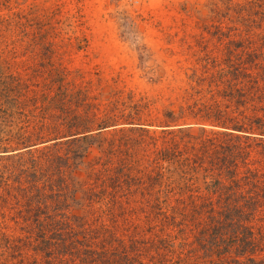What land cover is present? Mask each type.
<instances>
[{
	"label": "trees",
	"instance_id": "obj_1",
	"mask_svg": "<svg viewBox=\"0 0 264 264\" xmlns=\"http://www.w3.org/2000/svg\"><path fill=\"white\" fill-rule=\"evenodd\" d=\"M14 2L0 0L2 52L14 43L3 31L33 27ZM261 7L237 5V25L261 29ZM255 44L203 52L179 94L104 110L64 70L28 84L26 101L0 82V264H264V38Z\"/></svg>",
	"mask_w": 264,
	"mask_h": 264
},
{
	"label": "rangeland",
	"instance_id": "obj_2",
	"mask_svg": "<svg viewBox=\"0 0 264 264\" xmlns=\"http://www.w3.org/2000/svg\"><path fill=\"white\" fill-rule=\"evenodd\" d=\"M250 1L263 13L264 0H17L13 12L27 14L33 27L25 35L17 27L3 31L14 43L0 51L6 62L1 66L9 68L0 82L9 84L10 96L26 101L32 95L28 84L45 80L46 70H64L67 81L87 87L90 101L101 110L127 96L179 94L203 52L221 57L230 48L238 53L235 43L246 46L252 40L257 44L247 48L259 47L264 26L248 34L235 21V7ZM36 23L42 25V46L31 43ZM41 71L44 75H36ZM254 225L264 235V207Z\"/></svg>",
	"mask_w": 264,
	"mask_h": 264
}]
</instances>
